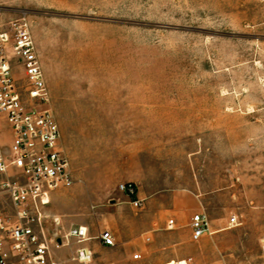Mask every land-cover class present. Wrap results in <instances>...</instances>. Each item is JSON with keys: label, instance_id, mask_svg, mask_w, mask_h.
Returning <instances> with one entry per match:
<instances>
[{"label": "rangeland", "instance_id": "obj_1", "mask_svg": "<svg viewBox=\"0 0 264 264\" xmlns=\"http://www.w3.org/2000/svg\"><path fill=\"white\" fill-rule=\"evenodd\" d=\"M0 15L30 21L73 172L56 233L89 228L91 264H264V0H0Z\"/></svg>", "mask_w": 264, "mask_h": 264}, {"label": "built area", "instance_id": "obj_2", "mask_svg": "<svg viewBox=\"0 0 264 264\" xmlns=\"http://www.w3.org/2000/svg\"><path fill=\"white\" fill-rule=\"evenodd\" d=\"M17 68L23 71V84L15 78ZM73 185L30 21L27 16L4 20L0 15V264H60L55 252L71 243L78 246L71 262H93L89 228L56 233L54 227L61 222L49 213L52 195ZM120 191L135 208L143 206L133 184H122ZM168 228H175V220ZM191 228L195 242L211 234L204 212L193 216ZM97 239L104 247L116 246L110 230Z\"/></svg>", "mask_w": 264, "mask_h": 264}, {"label": "crops", "instance_id": "obj_3", "mask_svg": "<svg viewBox=\"0 0 264 264\" xmlns=\"http://www.w3.org/2000/svg\"><path fill=\"white\" fill-rule=\"evenodd\" d=\"M111 231V230H110ZM112 232V231H111ZM113 233V232H112ZM114 235V234H113ZM116 239V238H115ZM148 241H150V239H148ZM75 245V244H74ZM77 247L78 246H76L75 245V248L71 251V253H70V255L72 256L73 254H74V252H75V250L77 249ZM105 248H108V247H105ZM127 249V248H126ZM61 250H59V251H56L55 252V256H56V258H57V260L59 261V263L60 264H66L67 263V261H65L64 259H63V256H65V254H68V253H66V252H60ZM129 252H128V250H126V254H128ZM136 255H138V254H135L134 255V258H135V256ZM140 256H141V258L140 259H143V255L142 254H139ZM140 259H138V260H140ZM172 264V263H171Z\"/></svg>", "mask_w": 264, "mask_h": 264}, {"label": "bare ground", "instance_id": "obj_4", "mask_svg": "<svg viewBox=\"0 0 264 264\" xmlns=\"http://www.w3.org/2000/svg\"><path fill=\"white\" fill-rule=\"evenodd\" d=\"M179 262H183V264H184L185 261H177V262H175V263H179Z\"/></svg>", "mask_w": 264, "mask_h": 264}]
</instances>
